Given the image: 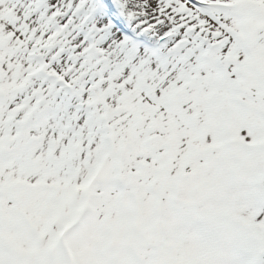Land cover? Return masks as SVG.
I'll return each mask as SVG.
<instances>
[{
  "label": "snow or ice",
  "instance_id": "obj_1",
  "mask_svg": "<svg viewBox=\"0 0 264 264\" xmlns=\"http://www.w3.org/2000/svg\"><path fill=\"white\" fill-rule=\"evenodd\" d=\"M0 264H264V0H0Z\"/></svg>",
  "mask_w": 264,
  "mask_h": 264
}]
</instances>
